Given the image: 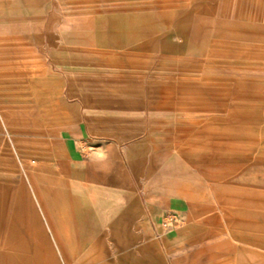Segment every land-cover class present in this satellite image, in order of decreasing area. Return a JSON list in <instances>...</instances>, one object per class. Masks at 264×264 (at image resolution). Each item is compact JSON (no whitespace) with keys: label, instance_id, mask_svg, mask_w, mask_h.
I'll return each mask as SVG.
<instances>
[{"label":"crops","instance_id":"0c3cea01","mask_svg":"<svg viewBox=\"0 0 264 264\" xmlns=\"http://www.w3.org/2000/svg\"><path fill=\"white\" fill-rule=\"evenodd\" d=\"M50 12L0 0V264H258L241 194L165 167L135 78L51 43Z\"/></svg>","mask_w":264,"mask_h":264},{"label":"rangeland","instance_id":"374dc122","mask_svg":"<svg viewBox=\"0 0 264 264\" xmlns=\"http://www.w3.org/2000/svg\"><path fill=\"white\" fill-rule=\"evenodd\" d=\"M50 11L51 43L135 78L165 167L241 194L264 264V0H50Z\"/></svg>","mask_w":264,"mask_h":264}]
</instances>
